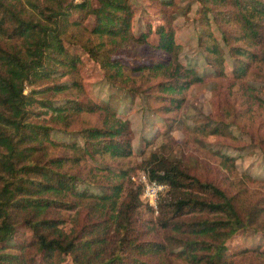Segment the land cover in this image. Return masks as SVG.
<instances>
[{"label": "trees", "instance_id": "16d2710c", "mask_svg": "<svg viewBox=\"0 0 264 264\" xmlns=\"http://www.w3.org/2000/svg\"><path fill=\"white\" fill-rule=\"evenodd\" d=\"M184 1L0 0V264H264V250L247 244L249 231L264 233V206L247 203L243 189L231 192L200 175L197 162L153 151L140 167L167 185L155 215L136 170L121 165L135 154L123 97L139 98L167 135L183 123L197 85L215 83L213 112L194 116L195 133L231 137L245 104L250 113L264 108L246 82L264 75V0H189L192 19ZM179 17L201 29L188 64L176 41ZM84 54L109 87L99 102L87 94ZM123 57L149 62L132 67ZM146 72L158 79L137 83L133 76ZM88 116L96 121L76 126Z\"/></svg>", "mask_w": 264, "mask_h": 264}, {"label": "rangeland", "instance_id": "374dc122", "mask_svg": "<svg viewBox=\"0 0 264 264\" xmlns=\"http://www.w3.org/2000/svg\"><path fill=\"white\" fill-rule=\"evenodd\" d=\"M185 2V3H184ZM181 6L187 3L192 4V11L188 19H192L195 15L197 4L194 2L184 1ZM94 7L96 0H93ZM141 10L139 11L140 14ZM97 18L91 14L86 25L91 29L95 25ZM187 20V19H186ZM156 21L154 20V23ZM156 25V23H155ZM135 26L137 29L142 28L144 23L138 17L135 19ZM174 26L176 28V41L183 45L180 58L184 64H188L192 56L197 52L198 38L197 35L201 31L200 26L196 23H186L183 17H179ZM216 32L215 36L220 38L221 35ZM157 34H154L150 40L156 41ZM144 55H148L147 52ZM131 60L123 57L122 60L132 66H138L142 63H148L147 58ZM82 76L85 79V86L87 94L95 101H100L104 93L109 92V87L104 83L103 72L100 66L92 61L86 54L83 55ZM228 69H233L232 65ZM264 72V66L262 67ZM206 77L215 78L216 74L209 67L206 69ZM137 83L141 81H149V79H158L153 74L137 73L134 76ZM64 80H67L66 78ZM246 82L259 90L260 98L264 101V75L259 78H248ZM214 81L208 86H194L187 94V101L181 115L183 123L174 127L170 134H165L167 129L166 122L159 116L142 111L141 100L135 98L133 103L130 99L122 98L123 108L119 110L120 114L129 118L132 121L134 130V149L135 154L129 160L121 163V165H129L134 170V173L145 170L140 167L142 160L147 158L151 152L159 151L181 157L187 162H197V172L200 175L208 176L214 179L222 186L228 188L231 192H236L243 189L242 197L247 203H258L264 206V108L252 107L250 113L247 111L250 107L246 105L241 111V115L237 123L230 126L231 137H216L206 136L193 132L192 128L195 124V115L210 114L213 112V86ZM240 92V91H239ZM239 96V95H238ZM240 97V96H239ZM97 116L85 117L77 121L76 126L82 124V121L87 123L96 121ZM254 137V138H253ZM54 138L63 141L62 134L56 133ZM80 139V138H79ZM80 142H82L80 140ZM241 144L243 149L235 148L234 144ZM145 151L142 153V151ZM219 152H224L231 157L236 158L234 165L220 156ZM159 213L155 212V215ZM264 222V213L261 217ZM247 244L249 247H260L264 250V233L249 231ZM17 240V239H16ZM241 241V239H240ZM238 240L232 242L235 246ZM70 259L64 261L62 264H70ZM170 264H187L183 261H173Z\"/></svg>", "mask_w": 264, "mask_h": 264}, {"label": "built area", "instance_id": "2783aa9c", "mask_svg": "<svg viewBox=\"0 0 264 264\" xmlns=\"http://www.w3.org/2000/svg\"><path fill=\"white\" fill-rule=\"evenodd\" d=\"M132 179L143 184L144 191L141 195L142 200L153 207L155 212L158 213L159 197L167 189V185L157 182L156 180H151L142 170L136 172Z\"/></svg>", "mask_w": 264, "mask_h": 264}]
</instances>
